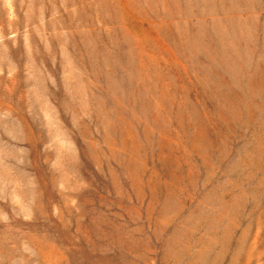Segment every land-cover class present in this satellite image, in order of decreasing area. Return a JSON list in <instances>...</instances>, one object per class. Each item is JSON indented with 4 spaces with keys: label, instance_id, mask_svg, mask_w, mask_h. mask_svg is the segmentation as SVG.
Listing matches in <instances>:
<instances>
[{
    "label": "rangeland",
    "instance_id": "374dc122",
    "mask_svg": "<svg viewBox=\"0 0 264 264\" xmlns=\"http://www.w3.org/2000/svg\"><path fill=\"white\" fill-rule=\"evenodd\" d=\"M0 264H264V0H0Z\"/></svg>",
    "mask_w": 264,
    "mask_h": 264
}]
</instances>
